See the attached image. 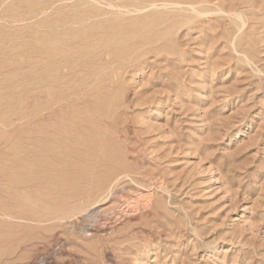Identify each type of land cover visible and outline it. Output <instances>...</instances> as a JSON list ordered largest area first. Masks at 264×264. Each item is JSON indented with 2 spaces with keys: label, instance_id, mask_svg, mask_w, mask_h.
Segmentation results:
<instances>
[{
  "label": "rangeland",
  "instance_id": "374dc122",
  "mask_svg": "<svg viewBox=\"0 0 264 264\" xmlns=\"http://www.w3.org/2000/svg\"><path fill=\"white\" fill-rule=\"evenodd\" d=\"M0 264H264V0H0Z\"/></svg>",
  "mask_w": 264,
  "mask_h": 264
},
{
  "label": "bare ground",
  "instance_id": "6f19581e",
  "mask_svg": "<svg viewBox=\"0 0 264 264\" xmlns=\"http://www.w3.org/2000/svg\"><path fill=\"white\" fill-rule=\"evenodd\" d=\"M157 17H158V16H157ZM53 19H55V18H53ZM56 19H57V18H56ZM54 21H55V20H54ZM56 22H57V21H56ZM54 28L56 29V27H54ZM46 32H47V31H46ZM46 32H45V33H46ZM42 33H43V32H42ZM54 33H55V32H54ZM49 34H50V33H49ZM57 34H59V33H57ZM60 36H61V35H60ZM57 38H59V37L57 36L56 39H57ZM53 39H54V38H53ZM58 40H60V39H58ZM58 40H57V41H58ZM48 42H49V41H48ZM58 42H59V41H58ZM58 42H57V43H58ZM46 43H47V42H46ZM51 43H53V42H51ZM57 43H55V46L57 45ZM42 44H43V43H42ZM47 44H48V43H47ZM49 44H50V43H49ZM49 44H48V45H49ZM63 46H64V45H63ZM46 47H47V46H46ZM57 47H58V46H57ZM55 49H56V48H55ZM62 52H63V51H62ZM62 52H61V53H62ZM74 54H76V53H74ZM52 62H53V61H52ZM48 63H49V62H48ZM52 70H53V69H52ZM50 71H51V70H50ZM51 72H54V70L51 71ZM56 72H57V71H56ZM42 73H43V72H42ZM47 73H48V72H47ZM54 73H55V72H54ZM95 73H96V72H95ZM53 75H54V74H53ZM55 75H56V74H55ZM41 77H42V74H41ZM53 80H55V79H53ZM56 80H58V79H56ZM56 80H55V81H56ZM46 81H47V80H46ZM43 85H44V84H43ZM53 86H54V85H53ZM48 87H49V86H48ZM43 88H44V87H43ZM43 88H42V90H43ZM44 89H45V88H44ZM42 90H41V91H42ZM55 91H56V90H55ZM55 91H54V92H55ZM49 92H51V91H49ZM54 92H53V93H54ZM49 95H50V94H49ZM52 95H54V94L51 93L50 96H52ZM51 99H52V98H51ZM54 101H55V100H54ZM44 104H45V103H44ZM103 105H104V104H103ZM50 106H51V105H50ZM54 106H56V105H54ZM50 109H51V108H50ZM40 111H41V110H40ZM48 111H49V110H48ZM24 112H25V111H24ZM37 112H38V111H37ZM43 112H45V111H43ZM31 113H32V112H31ZM31 113H30V114H31ZM31 115H32V114H31ZM39 115H40V114H39ZM56 115H57V114H56ZM28 116H29V115H28ZM33 116H34V115H33ZM27 118H28V117H27ZM130 199H131V198H130ZM133 203H134V202H133ZM128 205H129V204H128ZM128 208H129V207H128ZM127 212H128V211H127ZM124 214H125V213H124Z\"/></svg>",
  "mask_w": 264,
  "mask_h": 264
}]
</instances>
